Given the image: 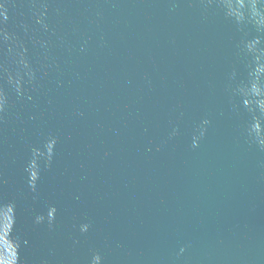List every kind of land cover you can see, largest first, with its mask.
I'll return each instance as SVG.
<instances>
[{
	"label": "water",
	"instance_id": "95a60500",
	"mask_svg": "<svg viewBox=\"0 0 264 264\" xmlns=\"http://www.w3.org/2000/svg\"><path fill=\"white\" fill-rule=\"evenodd\" d=\"M0 264H264V0H0Z\"/></svg>",
	"mask_w": 264,
	"mask_h": 264
}]
</instances>
